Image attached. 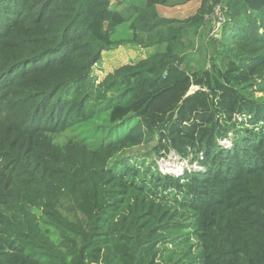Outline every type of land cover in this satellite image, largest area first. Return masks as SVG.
<instances>
[{"label":"trees","instance_id":"1","mask_svg":"<svg viewBox=\"0 0 264 264\" xmlns=\"http://www.w3.org/2000/svg\"><path fill=\"white\" fill-rule=\"evenodd\" d=\"M131 1L0 0V264H264V0ZM128 44L158 50L97 82ZM171 152L199 168L161 171Z\"/></svg>","mask_w":264,"mask_h":264},{"label":"rangeland","instance_id":"2","mask_svg":"<svg viewBox=\"0 0 264 264\" xmlns=\"http://www.w3.org/2000/svg\"><path fill=\"white\" fill-rule=\"evenodd\" d=\"M174 1L176 2L178 0ZM112 2L115 7L124 12H127L126 10L133 6L131 0H112ZM199 6V0H190L186 3H181L173 6L159 5V13L164 17L184 19L194 15ZM222 22L223 19L220 13V9H218L213 19L208 21L207 24L205 23V25L200 28L193 27L185 34L181 42L183 44H181L180 51L187 55L192 66H198L200 62L205 63V66L207 67L210 66V62L206 57L207 51L205 42L207 39H209V37L215 36L220 31V25ZM127 26V24L122 25L118 29L119 33L127 32ZM156 50H158L157 46L144 48L133 44L106 50L103 52L102 59L100 60L99 64L95 66L94 78L97 82L101 81L106 74L113 71L115 68L121 66L122 64L149 56ZM196 89H198V87L193 86L191 92L195 91ZM100 122L101 124H103L102 121ZM87 128L88 127H85L86 130ZM79 132L80 131L77 130H70L59 137V141H66L78 135ZM223 143L226 146L231 144V142L228 140H225ZM152 146V144L136 146L127 149L124 153L121 154V156L135 157L137 155L149 152L152 149ZM148 160L151 161L150 158H148ZM154 160H156V162L158 163L159 169L165 173L180 175L185 169L199 168L197 163L192 164L188 159H182L175 152H171L166 157H157L155 155ZM67 207L68 204H65V208L63 209L64 213L73 218L74 213L72 211H68Z\"/></svg>","mask_w":264,"mask_h":264}]
</instances>
